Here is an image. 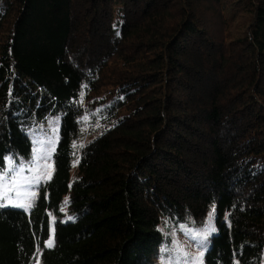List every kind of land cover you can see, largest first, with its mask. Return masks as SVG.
Returning a JSON list of instances; mask_svg holds the SVG:
<instances>
[{
    "label": "trees",
    "instance_id": "trees-1",
    "mask_svg": "<svg viewBox=\"0 0 264 264\" xmlns=\"http://www.w3.org/2000/svg\"><path fill=\"white\" fill-rule=\"evenodd\" d=\"M57 117L34 207L0 208V264H157L213 207L205 263H262L264 0H0V168Z\"/></svg>",
    "mask_w": 264,
    "mask_h": 264
},
{
    "label": "snow or ice",
    "instance_id": "snow-or-ice-1",
    "mask_svg": "<svg viewBox=\"0 0 264 264\" xmlns=\"http://www.w3.org/2000/svg\"><path fill=\"white\" fill-rule=\"evenodd\" d=\"M87 119V117H85ZM99 126V125H97ZM53 131H58V129H53ZM48 144L51 145L50 150L45 153L42 152L40 148L35 149V157L32 162L27 166L24 165L15 166L14 161L11 157L7 158V163L9 165H13L8 171L4 169H0V208L5 207H15L21 208L25 211H29L34 207L35 199L38 195L37 191L33 190L38 187L41 183L46 182L51 179V165L48 161L51 158V152L55 151V143L49 139ZM75 143L73 144V148H75ZM80 147H84V145H80ZM75 155V153H73ZM79 163V159L75 161V164ZM75 164L73 166H75ZM34 171L36 174L33 176H25V171ZM69 201L65 200V205H67ZM61 212L65 211V208L60 209ZM215 212V208L213 207L209 213V219H211L212 213ZM51 215V214H49ZM55 217L52 218L53 224L55 223ZM74 217L68 216L67 220L62 222H67L68 220H73ZM181 229L185 231L186 235H188L191 239L196 240L198 246L202 249H206L207 237L208 234L214 232V228H207L204 231L189 229L186 225H181ZM55 229L52 227L50 229V237L45 241V247L51 248L55 246L54 236ZM176 250L181 254V259H185L187 257V253L184 252L182 248L177 244ZM203 251L200 252V255L193 258V264H202ZM176 264H180L178 260Z\"/></svg>",
    "mask_w": 264,
    "mask_h": 264
},
{
    "label": "rangeland",
    "instance_id": "rangeland-1",
    "mask_svg": "<svg viewBox=\"0 0 264 264\" xmlns=\"http://www.w3.org/2000/svg\"><path fill=\"white\" fill-rule=\"evenodd\" d=\"M60 123H61V119L59 117L51 118L45 124L39 126L35 131H33L31 133V139L33 142V150H32L31 157L28 160L27 159L15 160L14 165L19 166L22 164L27 168V166L32 162L33 158L36 155L35 149L40 148L42 152H45V153H47L50 150L51 145L48 144L49 139H51L55 143V149H56V146L59 141V135H60ZM53 129H58V131H53ZM54 152H51V158L48 161V163L51 165V169H50L51 177L53 174ZM12 167L13 165H8L5 171H8ZM35 174L36 173L34 171H27V170L24 173L25 176H33ZM33 190L37 191V187L34 188ZM66 199L68 200V196L65 197V200ZM65 200H64V203H65ZM30 210L26 212H30ZM64 213L66 214L68 213V210L66 209V207H65ZM52 218L53 217H51V225L52 227H54L56 223V219H55V223L53 224ZM183 225H186L187 228L192 229L193 231L195 230L204 231L209 227L214 228L215 231L208 234L207 241H206L207 247L206 249H202L198 246V243L196 240H193L188 235H186L185 231L181 229V225L177 227L175 226L172 227L171 231L169 230L167 231L169 233V236L171 237V243H169L168 246H166L167 251H169L170 254L166 256L164 259L159 258V257L155 259L157 264H176L178 260L180 261V264H193V258L199 256L201 251H203L204 253L202 257V264H206L205 255L210 246L212 236L214 235V233H216L215 213H212L211 219H209L206 222L205 226L201 229H194L187 224H183ZM177 244L180 246V248L184 250L185 253L188 254L185 259H181V254L177 252L176 250ZM33 264H42L40 252L37 254ZM261 264H264V259Z\"/></svg>",
    "mask_w": 264,
    "mask_h": 264
}]
</instances>
